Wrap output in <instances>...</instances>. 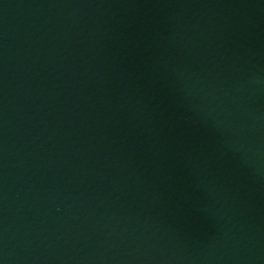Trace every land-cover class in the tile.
<instances>
[{"label":"water","instance_id":"95a60500","mask_svg":"<svg viewBox=\"0 0 264 264\" xmlns=\"http://www.w3.org/2000/svg\"><path fill=\"white\" fill-rule=\"evenodd\" d=\"M0 264H264V0H0Z\"/></svg>","mask_w":264,"mask_h":264}]
</instances>
